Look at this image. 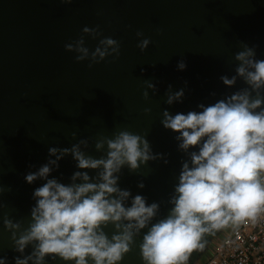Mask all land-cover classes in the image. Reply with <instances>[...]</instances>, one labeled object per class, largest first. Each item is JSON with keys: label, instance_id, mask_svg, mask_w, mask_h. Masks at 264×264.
Masks as SVG:
<instances>
[{"label": "water", "instance_id": "water-1", "mask_svg": "<svg viewBox=\"0 0 264 264\" xmlns=\"http://www.w3.org/2000/svg\"><path fill=\"white\" fill-rule=\"evenodd\" d=\"M85 26L95 31L86 33ZM105 37L117 41L119 56L112 52L115 45L100 43ZM144 39L150 42L142 50L138 45ZM78 40L88 49L80 61L75 57L83 53L65 48ZM97 47H107L111 53L103 60L97 56L98 63L92 58ZM245 48L253 49L250 59L264 60V0H0V259L4 264L29 256L37 243L30 242L21 253L12 238L15 232L19 239L32 222L37 188L48 179L66 186L85 183L81 177L73 179L77 172L87 173L89 183L102 182V166L79 168L72 147L78 145L85 157L106 159V140L125 130L146 139L155 158L139 163L135 170L125 164L114 173L116 186L130 193L123 204L130 207L140 195L146 205L156 203L158 208L148 225L139 232L132 229L133 243L117 264H145L140 252L143 236L170 214L183 164L192 167L191 154L200 147L180 148V133L163 126L164 112L173 116L201 112V104L227 101L245 89L251 99H264V85L253 90L236 71L243 63L236 54ZM222 77L236 79L228 85ZM180 90L183 96L168 103L169 95ZM101 141L105 143L98 149ZM50 148L69 151L50 155ZM50 160L57 163L50 165L48 176L28 183L25 177ZM112 197L119 198L118 193ZM5 219L19 228H6ZM128 223L121 219L101 227L111 239ZM28 264H35V258ZM42 264L75 261L45 256ZM89 264H93L90 259Z\"/></svg>", "mask_w": 264, "mask_h": 264}, {"label": "clouds", "instance_id": "clouds-1", "mask_svg": "<svg viewBox=\"0 0 264 264\" xmlns=\"http://www.w3.org/2000/svg\"><path fill=\"white\" fill-rule=\"evenodd\" d=\"M83 31L95 30L85 26ZM149 42V39H144L138 46L143 50ZM82 43L78 40L75 46L72 43L65 45L68 51L83 53L75 57L77 61L88 54V49L80 46ZM100 43L115 45L112 52L119 56L116 40L105 37ZM110 54L107 47L103 50L97 47L92 58L96 61L99 56L103 60ZM253 56L251 48L237 53L235 58L243 63L236 71L256 90L264 85V60L250 59ZM88 66L92 67L91 64ZM178 67L183 69L185 64L180 62ZM222 79L225 84L232 85L236 77ZM149 87L154 86L150 84ZM182 96L183 90L171 94L168 103ZM262 104L264 99L259 96L251 99L249 90L245 89L233 94L227 101L207 107L201 104V112L190 111L174 116L164 112L163 126L180 133L177 137L182 140L180 148L200 147L198 153L191 154L192 167L187 162L183 164L179 183L175 187L176 194L170 200L174 205L170 214L152 224L143 236L140 252L145 264H189L194 252L205 250L207 237L226 230L238 234L242 227L255 226L264 220ZM257 108L261 110L255 111ZM104 143L98 142L96 147L99 149ZM106 143V159L85 157L78 145L70 150L79 168L97 169L102 166L103 170L99 173L102 182L89 183L87 173L77 172L73 179L81 177L85 183L66 186L55 179H48L34 191V196L39 199L32 209V222L19 239H16L15 232L12 238L16 250L21 253L30 242L37 243L29 256L17 257L16 264H28V260L33 258L35 264H42L45 256L75 261V264H89V259L93 264H117L130 250L132 229L139 232L148 225L158 205H146L144 197L136 195L131 206L126 208L123 201L130 193L116 186L118 177L114 173L125 164L135 170L139 163L155 157L151 155L146 139L126 130L119 132L114 139H107ZM58 151L63 155L69 149H49L50 155H56ZM59 158L57 156V160ZM56 163V160H50L25 179L31 183L38 177L46 178L51 171L50 165ZM140 186L143 187L142 184ZM113 193H118L119 198L112 197ZM121 219L130 223L109 239L101 225ZM4 224L9 229L19 228L18 223L13 224L8 219ZM116 227L119 229L121 225L117 223ZM0 264H4L3 259H0Z\"/></svg>", "mask_w": 264, "mask_h": 264}, {"label": "built area", "instance_id": "built-area-1", "mask_svg": "<svg viewBox=\"0 0 264 264\" xmlns=\"http://www.w3.org/2000/svg\"><path fill=\"white\" fill-rule=\"evenodd\" d=\"M220 237V238H219ZM213 238L194 264H264V220Z\"/></svg>", "mask_w": 264, "mask_h": 264}, {"label": "rangeland", "instance_id": "rangeland-1", "mask_svg": "<svg viewBox=\"0 0 264 264\" xmlns=\"http://www.w3.org/2000/svg\"><path fill=\"white\" fill-rule=\"evenodd\" d=\"M223 233H224V232L217 233L215 236H209L208 239H207V240H208L207 246L210 245V243H211V241L213 240V238H215V237H219V235H222V236H223ZM219 238H220V237H219ZM207 246H206V248H207ZM206 248H205V249H206ZM203 253H204V252H203ZM203 253H202V254H199V255L197 256V258H194V259H193L194 261H193L191 264H194L195 262H197V259H198V258H201V256L203 255Z\"/></svg>", "mask_w": 264, "mask_h": 264}, {"label": "trees", "instance_id": "trees-1", "mask_svg": "<svg viewBox=\"0 0 264 264\" xmlns=\"http://www.w3.org/2000/svg\"><path fill=\"white\" fill-rule=\"evenodd\" d=\"M197 256H198V253H196V252H194L193 254H192V256H191V258H190V261H189V264H191L194 260V258H197Z\"/></svg>", "mask_w": 264, "mask_h": 264}, {"label": "flooded vegetation", "instance_id": "flooded-vegetation-1", "mask_svg": "<svg viewBox=\"0 0 264 264\" xmlns=\"http://www.w3.org/2000/svg\"><path fill=\"white\" fill-rule=\"evenodd\" d=\"M203 252H204V251H203ZM203 252H196V253H198V255H199V254H202Z\"/></svg>", "mask_w": 264, "mask_h": 264}]
</instances>
